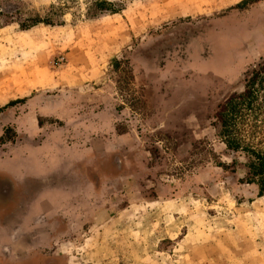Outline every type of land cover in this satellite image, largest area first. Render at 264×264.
I'll list each match as a JSON object with an SVG mask.
<instances>
[{"label": "rangeland", "instance_id": "1", "mask_svg": "<svg viewBox=\"0 0 264 264\" xmlns=\"http://www.w3.org/2000/svg\"><path fill=\"white\" fill-rule=\"evenodd\" d=\"M243 1L0 0L1 173L38 156L29 201L67 218L44 264H264V90L236 150L216 118L264 62V0Z\"/></svg>", "mask_w": 264, "mask_h": 264}, {"label": "crops", "instance_id": "2", "mask_svg": "<svg viewBox=\"0 0 264 264\" xmlns=\"http://www.w3.org/2000/svg\"><path fill=\"white\" fill-rule=\"evenodd\" d=\"M92 117L94 118V120H91L90 122L92 124H96L98 123L95 119H97L98 117L94 116V114H92ZM91 117V118H92ZM94 121V122H93ZM103 122L105 123L103 125ZM103 122L101 124L100 130L105 131L106 132L108 130V132H111V130H113L114 128V122L113 119H111V117L108 115H106V118H103ZM94 126L91 127V131L85 133V136H77V138L81 137H91L94 134ZM99 129V128H98ZM108 134V133H107ZM104 135V134H102ZM109 135V134H108ZM111 136V135H110ZM50 137H48L49 139ZM42 139H45L44 137ZM59 140L61 141V139H58L57 142H55V144H57L59 147L61 146V143L59 142ZM82 141V140H80ZM81 146L80 147V152H89V148H83L81 144L77 143L76 146ZM47 146V144L45 145V143L43 145H36V146H31V148H33L32 152H36V151H43V149ZM93 147V143L91 144V148ZM112 147V146H111ZM108 148V147H107ZM84 149V150H83ZM77 154V153H75ZM39 155V154H38ZM19 156V155H18ZM32 157L33 153H32ZM30 158V157H29ZM37 159V163H35V160ZM40 158L37 156L35 158H31L28 159L30 160L29 164H27L28 167H26V165L19 167V170H17V179H23L26 182H29V178H27L30 174V171H36V170H42L45 168L44 163L41 162V160H39ZM18 160V159H16ZM28 162V161H27ZM34 165V166H30ZM23 167V168H22ZM24 168H26V170H24ZM24 170V171H23ZM40 179V178H38ZM42 179H46L45 177H42ZM81 185V184H80ZM76 187H78V185H75V189ZM47 189L49 188L46 187ZM44 188V189H46ZM74 191V188H73ZM46 195L43 196L42 201L37 200L34 201L32 203H30V201L28 200L26 203H28V213L27 216H25V222L19 224V229L18 231L12 236V238L8 239V238H4L3 236L0 237V264H31V261L35 260V259H42V257H40V255H38L39 252L43 251V250H51V247L54 246V250H57V246L63 245L64 243H57L60 242V236L62 235H66V223L65 220L67 219L65 216H63L61 214V212L58 213H53V214H58L56 217L55 215H51V213H48L47 208L50 207L54 208L55 206V202L53 201V199L50 200V198H45V196H47V192L45 193ZM48 197V196H47ZM42 204H39V203ZM40 205H43V207H39ZM37 206V207H36ZM24 208V206H22ZM10 218V217H9ZM72 218V217H71ZM6 220H8L7 217L2 218ZM10 220V219H9ZM3 221V220H2ZM49 221V222H48ZM46 225L44 228L47 229L46 235L47 240L45 238H43L44 234L42 232V225ZM2 232L4 233V231L1 229L0 226V235H2ZM30 253V254H29ZM33 254V255H32ZM30 261V262H29ZM35 262V261H34Z\"/></svg>", "mask_w": 264, "mask_h": 264}, {"label": "trees", "instance_id": "3", "mask_svg": "<svg viewBox=\"0 0 264 264\" xmlns=\"http://www.w3.org/2000/svg\"><path fill=\"white\" fill-rule=\"evenodd\" d=\"M253 1L256 0H244L240 6ZM96 3L105 6L102 7V10H108V3L104 1H97ZM259 89L264 90V62L257 71L253 72L252 77L245 85L244 91L229 98L220 106L217 112L216 118L220 122L222 129L221 133L226 138L227 146L233 150L240 147L238 143L240 139L236 136V130H238L237 119H239V117L242 118L246 110L253 108L255 99L254 92H257ZM248 169L251 177L250 181L256 183L259 187L260 194L264 195V157H260L257 153Z\"/></svg>", "mask_w": 264, "mask_h": 264}, {"label": "flooded vegetation", "instance_id": "4", "mask_svg": "<svg viewBox=\"0 0 264 264\" xmlns=\"http://www.w3.org/2000/svg\"><path fill=\"white\" fill-rule=\"evenodd\" d=\"M1 171L0 169V226L4 233L2 232L0 237L3 236L4 238L10 239L18 231L19 224L25 222L24 218L28 213V208H26L24 212L20 211L28 199L27 182L23 179H14L13 177L3 175ZM32 197H34V194H32ZM5 217H7L8 220L5 219L4 221V219H2ZM45 226V224L42 225L41 230L44 234L43 238L47 240L48 236L45 232L47 231V229L44 228ZM44 261L43 258L35 259L31 261V264H44Z\"/></svg>", "mask_w": 264, "mask_h": 264}, {"label": "water", "instance_id": "5", "mask_svg": "<svg viewBox=\"0 0 264 264\" xmlns=\"http://www.w3.org/2000/svg\"><path fill=\"white\" fill-rule=\"evenodd\" d=\"M50 179H42L40 181H36L35 184L41 187H48L47 185L50 184ZM34 182V181H33ZM31 182H27V191H28V200H30V198L32 197V194H34V186L33 185H29Z\"/></svg>", "mask_w": 264, "mask_h": 264}]
</instances>
